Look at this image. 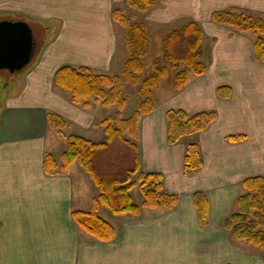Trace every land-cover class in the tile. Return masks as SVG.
<instances>
[{"label":"crops","instance_id":"0c3cea01","mask_svg":"<svg viewBox=\"0 0 264 264\" xmlns=\"http://www.w3.org/2000/svg\"><path fill=\"white\" fill-rule=\"evenodd\" d=\"M119 4L123 12L140 17L151 37L187 21L200 23L208 69L192 75L182 91L160 85L156 109L139 123L140 168L161 173L165 191L178 195V204L170 210L143 208L139 216L106 210L117 232L114 240L102 242L86 234L72 216L74 210H90L98 195L91 176L78 162L48 175L44 159L52 153L60 161L66 138L73 134L105 139V128L96 124L107 115L98 117L94 108L102 103L92 99L89 108L74 104L55 83V74L64 65L88 66L100 74L121 72L129 52L125 30L118 33L112 16ZM233 8L264 19V0H157L146 12L129 8L126 0H0V21L25 20L33 29L44 24L52 32L41 49L36 41L29 68L14 73L0 91V235L28 238L20 245H0V264H264V249L234 241L223 227L245 192L243 180L264 175V60L256 57L257 35L212 20L214 12ZM155 53L158 57L160 52ZM221 86L231 88L230 97L218 95ZM170 109L188 114L214 110L218 118L171 145ZM49 113L62 116L66 127L52 128ZM69 127L73 133L64 132ZM49 129L63 139L53 136L49 142ZM194 142L203 165L186 175V149ZM59 144L57 151L53 146ZM131 151L133 167L136 154ZM198 192L209 201L207 226L199 219ZM132 195L143 203L138 186ZM23 221V230H16Z\"/></svg>","mask_w":264,"mask_h":264},{"label":"trees","instance_id":"16d2710c","mask_svg":"<svg viewBox=\"0 0 264 264\" xmlns=\"http://www.w3.org/2000/svg\"><path fill=\"white\" fill-rule=\"evenodd\" d=\"M127 5L139 12L148 11L157 0H126ZM113 19L125 30V41L128 57L124 60L119 74L96 73L88 66L64 65L55 74V83L61 87L70 100L83 108H89L92 99L104 106L117 105L116 116H108L96 125L105 128V139L93 141L84 136L70 135L60 161L52 153H47L44 159V171L55 175L66 171L72 164L78 162L91 176L98 195L90 210H74L72 216L76 224L93 236L96 240L110 242L116 237L115 226L100 214L102 206L113 214H131L139 216L143 208L151 210H170L179 201V196L165 191L164 177L159 172H144L138 159L140 120L156 109V92L162 79L172 70L174 76L171 85L176 91H182L192 75H203L208 69L204 54V31L197 21H187L174 25L165 33L162 39L161 55L154 59V71L144 74L145 58L152 50V39L146 24L134 16H127L122 9L112 12ZM212 20L218 24L228 25L241 33L254 32L257 38L254 42L256 57L264 60V19L255 17L238 8L214 12ZM41 49V46H39ZM137 86L141 103L134 114L128 118L121 117V111L127 104L124 93L125 84ZM229 86L218 88L222 98L231 96ZM218 113L214 110L188 114L183 109H170L167 113L168 142L175 145L186 135H192L207 129L216 119ZM48 120L52 128L61 130L67 121L56 113H49ZM232 140L242 139L231 137ZM116 140L134 150L135 165L125 174L105 173L95 164L94 158L100 150L108 149ZM203 165V158L198 143L187 146L184 169L186 175L194 174ZM245 192L236 201L233 213L223 221V227L230 232L234 241H244L264 249V175L248 177L243 180ZM138 186L143 194L142 204H137L132 195L134 187ZM195 203L202 225L209 224V201L207 196L198 192Z\"/></svg>","mask_w":264,"mask_h":264},{"label":"rangeland","instance_id":"374dc122","mask_svg":"<svg viewBox=\"0 0 264 264\" xmlns=\"http://www.w3.org/2000/svg\"><path fill=\"white\" fill-rule=\"evenodd\" d=\"M116 8H123L122 4H119L118 6H115ZM130 8V7H129ZM124 13L129 16L132 17L133 13L131 12V10H124ZM137 20L140 19V17H138L137 15L134 16ZM114 23L116 25V28L118 30V33L121 31L122 25L120 23H118L117 21L114 20ZM39 26H41L42 28L40 29L39 26H37L36 24H34V35H35V39L38 42L39 46H43V43H45L46 41H49L50 38L52 37V32L51 30L47 29V25L44 24H38ZM49 27L51 29H54V24L52 22H50ZM169 29H166L164 31H162L161 34H159V36H155L153 35L151 37L152 39V50L150 55H148L145 58V63H146V70L144 72V74H147L149 72L154 71L156 65L153 63L154 59L156 58V51L159 50V55H161V47H162V39L163 36L165 35V33L168 31ZM152 58V59H151ZM33 63V61L31 62V64ZM30 64V65H31ZM29 65V66H30ZM26 67V68H29ZM25 68V69H26ZM14 73H11L10 71L7 70H0V91L2 90V88H4L7 82H10V80L14 77ZM174 76V72L171 70L163 79H162V83L161 85L164 88H168L171 85V80ZM172 86V85H171ZM124 93L127 96L128 102L125 106V108L121 111V117L123 118H128L130 116H132L134 114V112L136 111V109L139 107L140 103H141V96L139 95L138 91H137V86L131 85L126 83L124 86ZM96 113L98 114V117H102L103 115H107L108 116H116L119 109L117 105H110V106H104V105H100L99 107H95L94 106ZM65 133H73V130L71 129V127H69V129H65L64 131ZM94 132L96 131H90L89 134H94ZM87 134V135H89ZM53 136L54 138H59V139H63V137L57 133L54 129H49L48 131V138H49V142L50 140H53ZM90 137V135H89ZM95 137V136H94ZM122 141H115L108 149L105 150H100L95 158H94V162L96 164V166L103 172L105 173H114V174H125L127 173L128 169L131 167V155L133 153H131L132 149L127 146L126 144H124L123 142L120 143ZM50 145V144H49ZM54 149H58L57 151H59L60 149V144L58 146H53ZM134 152V151H133ZM140 193H138V191H136L135 193V197L136 199L140 196ZM139 200V198H138ZM106 210L108 212L109 209L107 207H104L102 209V211H100L101 215L107 219L108 221H112L111 218L109 219V215L108 213H106ZM115 222V220H113ZM20 222H14V224H19ZM24 223H26V221H23L21 224V227L15 228L16 230H23V225ZM6 232H9V230H7ZM86 232V231H85ZM14 233V232H13ZM12 234V233H9ZM86 234H88L86 232ZM28 238L26 235H21V234H17V235H12L9 237H6V235H0V245H20L22 244L24 241H26ZM96 240V239H95Z\"/></svg>","mask_w":264,"mask_h":264},{"label":"water","instance_id":"95a60500","mask_svg":"<svg viewBox=\"0 0 264 264\" xmlns=\"http://www.w3.org/2000/svg\"><path fill=\"white\" fill-rule=\"evenodd\" d=\"M35 52L36 39L28 21H0V69L20 72L31 64Z\"/></svg>","mask_w":264,"mask_h":264}]
</instances>
